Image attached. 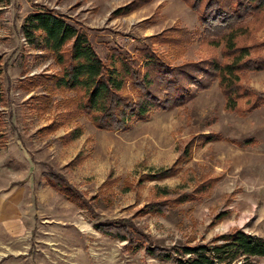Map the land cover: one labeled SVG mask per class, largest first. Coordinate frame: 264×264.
<instances>
[{
	"label": "rangeland",
	"instance_id": "obj_1",
	"mask_svg": "<svg viewBox=\"0 0 264 264\" xmlns=\"http://www.w3.org/2000/svg\"><path fill=\"white\" fill-rule=\"evenodd\" d=\"M135 2L128 13L114 14ZM44 10L80 26L101 58L115 43L128 53L150 45L180 65L221 58L223 47L196 36L177 50L155 40L173 29L198 28L196 13L182 0H0V264H172L145 245L170 251L234 230L264 239V108L246 116L230 111L215 81L209 90L192 91L185 105L153 111L126 131L99 130L86 116L69 114L74 93L56 92L46 103L39 99L47 94L42 88H21L26 77L59 70L21 31L28 15ZM242 40L264 42V24H250ZM240 83L264 92V72H244ZM207 134L257 142L245 149L225 140L196 143L182 156L192 139ZM170 168L168 177L148 176ZM51 171L89 209L50 187L44 174ZM185 194L191 199L179 203ZM162 202H169L165 213L146 212ZM117 219L141 233L134 235L136 249L96 229Z\"/></svg>",
	"mask_w": 264,
	"mask_h": 264
},
{
	"label": "trees",
	"instance_id": "obj_2",
	"mask_svg": "<svg viewBox=\"0 0 264 264\" xmlns=\"http://www.w3.org/2000/svg\"><path fill=\"white\" fill-rule=\"evenodd\" d=\"M197 15L198 28L193 32L173 29L172 36L157 37L159 43H168L174 50L179 43H189L195 36L207 45H223L221 58L216 55L198 62L172 65L171 60L160 55L152 46L135 48L133 53L114 44L106 57L97 53L87 33L64 16L52 11H37L28 15L21 27L28 46L51 57L59 70L51 74H33L21 81L23 90L42 88L47 92L39 99L46 103L56 92H72L68 99L70 115L86 116L99 130L123 132L132 125L146 121L153 111H170L186 104L187 96L209 90L217 81L230 111L246 116L264 108V92H255L240 83L244 72H264V42H243L252 23L264 24V0H182ZM137 3L120 8L114 14H126ZM178 34L179 37H174ZM164 40V41H163ZM2 73L0 66V75ZM3 89L0 79V101ZM245 101V107L238 102ZM44 109L45 106H38ZM75 135L74 137H76ZM2 135L0 134V139ZM225 140L240 149L254 146V138L241 141L224 139L221 135H200L192 139L183 150L189 156L196 144ZM172 169L159 171L151 180L168 177ZM47 184L68 200L87 206L82 196L62 177L54 172L44 174ZM201 187L199 188V190ZM162 195L168 196V191ZM191 199L188 194L177 199L179 203ZM169 202L155 203L147 213L163 214ZM89 209V208H88ZM102 234L127 239L125 247L134 250V235L141 233L129 221L117 219L96 225ZM143 242H148L143 240ZM145 250L172 264H255V258L264 257V239L234 230L210 241L208 244L175 247L165 251L150 246Z\"/></svg>",
	"mask_w": 264,
	"mask_h": 264
}]
</instances>
